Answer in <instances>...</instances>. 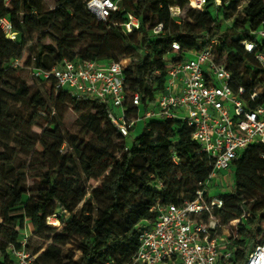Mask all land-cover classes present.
<instances>
[{
	"label": "trees",
	"instance_id": "16d2710c",
	"mask_svg": "<svg viewBox=\"0 0 264 264\" xmlns=\"http://www.w3.org/2000/svg\"><path fill=\"white\" fill-rule=\"evenodd\" d=\"M114 1L122 4L120 11L100 21L87 10V0H57L55 9L44 0H0V18L12 21L17 32L12 41L0 28V264H15L6 248L18 245L26 219L36 235L51 241L48 252L28 246L35 264H131L144 222L157 218L156 205L194 201L214 168L183 122L150 120L128 147L108 119V105L56 92L53 84L48 97L27 84L24 68L50 70L64 60L127 61L126 91L140 94L147 108L164 91L167 58L183 60L218 40L216 59L233 72L234 90H245L242 99L250 108L264 105V69L243 45L257 41L254 32L264 26V0H222L221 6L209 0L202 11L188 0ZM188 6L186 18L172 16V7ZM128 15L140 23L132 33L122 27ZM159 25L163 30L155 34ZM259 51L264 53V42ZM25 53L32 54L25 66L13 67ZM47 56L56 65L47 66ZM259 90L253 102L250 96ZM70 110L77 119L67 133L63 122ZM129 112L136 115L135 108ZM233 171L232 191L220 195L224 206L215 215L223 225L256 215L239 225L240 248L232 262L243 264L264 234V144L243 151ZM27 177L37 188L25 202ZM52 217L60 231L47 226ZM67 246L72 250L64 251Z\"/></svg>",
	"mask_w": 264,
	"mask_h": 264
},
{
	"label": "built area",
	"instance_id": "2783aa9c",
	"mask_svg": "<svg viewBox=\"0 0 264 264\" xmlns=\"http://www.w3.org/2000/svg\"><path fill=\"white\" fill-rule=\"evenodd\" d=\"M195 10H204L209 0H188ZM217 6L222 0H214ZM87 10L100 21H107L120 11L114 0H87ZM172 16L180 17L182 11L172 7ZM139 20L128 15L124 30L132 33L139 29ZM0 28L8 39L15 41L17 32L7 18H0ZM163 25L153 32L159 34ZM257 41L243 42L249 53L264 69V53L259 45L264 42V26L254 32ZM214 40L207 48L191 52L183 60L166 63V84L164 91L146 108L145 118L150 120L176 119L193 129V140L201 152L214 160V168L194 201L182 206L157 204L153 211L155 222H144L140 231L138 252L131 264H234L232 260L239 250V225L256 215L245 213L241 218L227 225L221 224L215 215L223 208L224 201L209 195L211 183L216 185L229 181L234 174L233 164L249 147L264 144V105L250 108L242 99L243 88H233V72L218 62ZM174 52L180 51L177 43ZM125 63L99 61H69L50 70L33 68L37 80L53 84L56 92L68 90L75 97H89L110 108L108 119L123 137H128L136 126V115L129 107L140 110L143 102L140 94L129 96L124 78ZM13 67H24L23 60L13 62ZM262 90L251 94L254 102ZM128 151V148H125ZM233 186V185H232ZM258 216V215H257ZM29 236L21 238L18 245L10 244L6 253L15 264H35L36 255L29 251ZM0 261L1 249H0ZM111 264V263H109ZM243 264H264V234L248 252Z\"/></svg>",
	"mask_w": 264,
	"mask_h": 264
},
{
	"label": "rangeland",
	"instance_id": "374dc122",
	"mask_svg": "<svg viewBox=\"0 0 264 264\" xmlns=\"http://www.w3.org/2000/svg\"><path fill=\"white\" fill-rule=\"evenodd\" d=\"M56 1L57 0H44L47 8L49 9H55V5H56ZM245 5V1L242 2L241 4V8L239 9V11L243 8V6ZM119 7H122V4H119ZM189 6L182 11V18H186L187 17V11L189 10ZM222 17V15H221ZM233 21L231 22H226V26H231L233 23ZM51 42L48 40L46 41V44H50ZM32 57V54L30 53H25L24 57H23V64L25 66V62H27L30 58ZM125 64L127 63V61H123ZM46 64L47 66L53 67L54 65H56V62L54 60V58L51 57H46ZM34 68V65H31L27 68H24L23 71V77L26 80L27 84L29 86H33L35 88H39L46 96H50L51 95V86L49 84L45 85L42 84L41 82H39L33 75V71L32 69ZM146 108L145 106L142 104L140 110L137 112L136 114V120H137V124L136 126L131 130L130 135L126 138V143L128 145V147H131L134 143V141L144 132V129L146 127V125L150 122V119L145 118V114H146ZM77 116L76 114L70 110L66 115H65V120L63 122V129L64 132H73L75 130L74 127V122L76 121ZM34 132L38 135H40L42 133V131L39 128H35ZM69 151V147L66 146L64 148V152L67 153ZM28 190L30 192V195L25 196L24 197V201L26 202L29 197L31 196V194L36 190L37 186L35 185L34 181L27 177L25 180ZM234 184V174L232 173L230 176L229 181L222 182L221 184L216 185V188L214 186L213 183H211V186L209 188V195L211 197H218L222 194L225 193H230L232 191L233 185ZM90 185L92 187H97L96 183L91 182ZM92 192V190L90 191V193ZM68 218V216H66ZM47 226L48 227H56L58 228V231H60L62 229V225L59 223V221L55 218H49L47 220ZM264 226V225H263ZM21 234V238H25L26 236H29V246L31 248H38V247H42L43 249L41 250V252H48V246L50 245L51 241H45L44 239H42L41 237H39L38 235L35 234V230L31 224V222L29 220H25V225L24 228L21 229L20 231ZM20 238V239H21ZM64 251L68 252L71 251V247L67 246L65 248H63ZM51 256H53V254L49 253Z\"/></svg>",
	"mask_w": 264,
	"mask_h": 264
}]
</instances>
